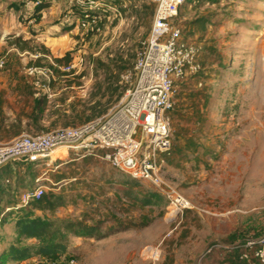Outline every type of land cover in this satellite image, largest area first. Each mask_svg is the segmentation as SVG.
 Masks as SVG:
<instances>
[{
	"label": "rangeland",
	"instance_id": "rangeland-1",
	"mask_svg": "<svg viewBox=\"0 0 264 264\" xmlns=\"http://www.w3.org/2000/svg\"><path fill=\"white\" fill-rule=\"evenodd\" d=\"M91 1L98 30L79 25ZM39 2L48 7L38 15ZM154 14L151 0H0V145L77 128L119 106ZM175 25L199 50L200 69L176 85L165 178L193 209L176 215L153 186L118 173L101 153L58 149L50 167L0 170V214L39 177L45 196L62 204L10 212L0 221V255L29 212L95 227L72 240L65 264H231L234 245L264 235V0H187ZM67 54L70 64L55 63Z\"/></svg>",
	"mask_w": 264,
	"mask_h": 264
},
{
	"label": "built area",
	"instance_id": "built-area-1",
	"mask_svg": "<svg viewBox=\"0 0 264 264\" xmlns=\"http://www.w3.org/2000/svg\"><path fill=\"white\" fill-rule=\"evenodd\" d=\"M151 1L155 4L153 23L137 56L134 84L123 102L107 116L80 127L23 134L9 144L0 145V170L14 163L36 165L45 160L50 167L58 149H66L67 155L71 150L89 156L101 153L102 159L118 173L153 186L169 201L176 215L193 209L166 180L165 169L173 149L169 114L174 109L176 82L198 73L199 50L182 41L181 30L175 25L187 0ZM83 10L86 13L78 19L80 27L98 30L95 10H99V5L91 1L87 10ZM45 181V177L37 178L34 187L21 194L15 207L4 209L0 221L10 212L21 211L41 199L47 190ZM233 250L239 254L234 264H264V235L240 241ZM144 252L151 259L157 255L152 248ZM212 252L213 249L209 251ZM69 262L75 264L74 260Z\"/></svg>",
	"mask_w": 264,
	"mask_h": 264
},
{
	"label": "trees",
	"instance_id": "trees-1",
	"mask_svg": "<svg viewBox=\"0 0 264 264\" xmlns=\"http://www.w3.org/2000/svg\"><path fill=\"white\" fill-rule=\"evenodd\" d=\"M46 7H48V4L42 2L37 8L36 13L39 15ZM85 13L86 12L83 10L79 19L84 18ZM176 26L181 30L178 25ZM182 41L186 43L183 39V34ZM63 62H65L66 65L70 64V54H67L63 58L55 59L56 64H62ZM43 109L45 108H42L41 111ZM171 113L172 112H170L169 117H171ZM146 203H149V201H146ZM34 204L36 205V209L42 212L54 211L62 206L61 198L55 195H44L41 199L32 202L30 206ZM15 226V242L8 250L0 255V264H8L11 262L21 264L35 256L42 257L49 263L62 260L67 254L73 239L91 235L96 231L95 227H91L83 221L49 219L35 216L30 212L19 215ZM27 241L35 242V244L23 245V243ZM238 255V252H235V259L231 264L235 263Z\"/></svg>",
	"mask_w": 264,
	"mask_h": 264
},
{
	"label": "bare ground",
	"instance_id": "bare-ground-1",
	"mask_svg": "<svg viewBox=\"0 0 264 264\" xmlns=\"http://www.w3.org/2000/svg\"><path fill=\"white\" fill-rule=\"evenodd\" d=\"M60 153H61V152H60ZM60 153H59V154H60ZM55 154H58V152H56Z\"/></svg>",
	"mask_w": 264,
	"mask_h": 264
}]
</instances>
